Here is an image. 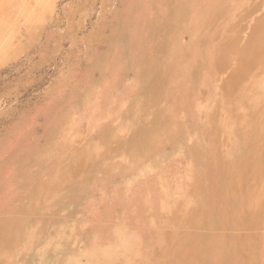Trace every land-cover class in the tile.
I'll use <instances>...</instances> for the list:
<instances>
[{
    "label": "rangeland",
    "instance_id": "obj_1",
    "mask_svg": "<svg viewBox=\"0 0 264 264\" xmlns=\"http://www.w3.org/2000/svg\"><path fill=\"white\" fill-rule=\"evenodd\" d=\"M4 1L0 264H87L92 247L96 263L264 264V55L241 102L226 86L236 51L264 39V0Z\"/></svg>",
    "mask_w": 264,
    "mask_h": 264
},
{
    "label": "bare ground",
    "instance_id": "obj_2",
    "mask_svg": "<svg viewBox=\"0 0 264 264\" xmlns=\"http://www.w3.org/2000/svg\"><path fill=\"white\" fill-rule=\"evenodd\" d=\"M4 1V0H3ZM6 1V2H5ZM4 2V4H6V3H10L11 1H7V0H5ZM14 1V0H13ZM12 1V2H13ZM18 1V0H17ZM16 1V2H17ZM20 1V0H19ZM21 1H23V0H21ZM33 1V0H32ZM41 1V0H40ZM39 0L37 1V0H35V2L36 3H39L40 2ZM43 2L41 3V4H44L45 3V1L46 0H42ZM158 1V0H157ZM162 1V0H161ZM11 2V3H12ZM15 2V1H14ZM13 2V5H12V7H14V4L16 3H14ZM27 2H28V0H27ZM47 2H49V1H47ZM52 2V1H51ZM54 2V1H53ZM2 3V2H1ZM0 3V4H1ZM20 3V2H19ZM23 3V2H22ZM172 3H173V1H172ZM257 3V2H256ZM258 3H259V1H258ZM28 4V3H27ZM41 4H39L40 5V8L41 7H43V5H41ZM50 4V3H49ZM156 4V3H155ZM8 5V4H7ZM22 5V4H21ZM20 5V6H21ZM29 5V4H28ZM27 5V6H28ZM259 5V4H258ZM258 5H255V6H258ZM26 6V4H25V6L24 7H27ZM35 6H38V5H35ZM45 6H46V3H45ZM239 6H240V4L237 6V9H239ZM245 5H243V7H244ZM29 7V6H28ZM162 7V6H161ZM181 7V6H180ZM247 7V6H246ZM21 8V7H20ZM22 8H23V6H22ZM37 8V7H36ZM38 8H39V6H38ZM182 8V7H181ZM33 10H35V9H33ZM255 10V9H254ZM257 10V9H256ZM24 11V10H23ZM28 11V10H27ZM27 11L25 10L24 11V14L25 13H27ZM30 11V10H29ZM37 11V10H36ZM164 11V10H163ZM181 11V10H180ZM251 13H252V11H250ZM249 12V13H250ZM34 13V12H33ZM37 13V12H36ZM38 13H39V11H38ZM160 13V12H159ZM164 13V12H163ZM17 14L19 15V14H21V13H19V12H17ZM17 14H16V16L15 17H17ZM29 13H27V15H28ZM224 14V13H223ZM15 15V14H14ZM20 16V15H19ZM22 17H23V14L21 15ZM163 16V15H162ZM180 16V15H179ZM245 15H243V17H244ZM28 18V16H26L25 15V18ZM36 17V16H35ZM178 17V16H177ZM243 17H242V19H243ZM14 18V17H13ZM26 18V19H27ZM160 18V17H159ZM246 18V17H245ZM244 18V19H245ZM6 19V18H5ZM16 19V18H15ZM13 20V23H14V21H16V20ZM167 19L168 18H166L165 20L167 21ZM177 19V18H176ZM175 19V20H176ZM243 19V20H244ZM12 20V19H11ZM11 20H9V21H11ZM7 21V20H6ZM134 21V20H133ZM132 21V22H133ZM142 21V20H141ZM160 21V20H159ZM240 21H242V20H240ZM8 22V21H7ZM11 23L12 22H10V24H8V26L9 25H11ZM131 23V22H130ZM167 22H164V24H166ZM2 24V22H0V25ZM131 25H132V23H131ZM130 25V26H131ZM125 26V25H124ZM127 26V25H126ZM233 26H236V25H233ZM241 26V25H240ZM262 26V25H261ZM260 26V27H261ZM5 26H3L2 25V29H6L7 27H5ZM129 27V26H128ZM140 27V26H139ZM258 27V26H257ZM259 27V28H260ZM131 28V27H130ZM233 28V27H232ZM126 29V28H125ZM263 30L264 29V25H263V28H260V29H258V30ZM7 30H9L8 28H7ZM6 30V31H7ZM124 30V29H123ZM122 30V31H123ZM134 30V29H133ZM172 30V29H171ZM257 30V31H258ZM126 31V30H125ZM243 31V30H242ZM129 32V31H128ZM138 32V31H137ZM136 32V33H137ZM241 32V31H240ZM259 32V31H258ZM258 32H256V33H258ZM118 33H119V31H118ZM124 33H126V32H124ZM130 33V32H129ZM128 33V34H129ZM239 33V32H238ZM250 33V32H249ZM1 34H2V32H1ZM0 34V35H1ZM131 34V33H130ZM135 34V33H134ZM139 34V33H138ZM2 36V35H1ZM0 36V37H1ZM132 36V35H131ZM237 36H235L234 37V39L236 38ZM251 37H252V35H251ZM250 38V37H249ZM248 38V39H249ZM132 39V38H131ZM247 39V38H246ZM1 40V39H0ZM235 40H237V39H235ZM122 41H123V39H122ZM228 41V40H227ZM234 41V40H233ZM232 41V43H234L235 44V42H233ZM120 42V41H119ZM139 42V41H138ZM137 42V43H138ZM150 42V41H149ZM136 43V42H135ZM136 43V44H137ZM144 43V42H143ZM0 44H2V43H0ZM114 44V43H113ZM131 44H133V43H131ZM139 44V43H138ZM148 44H150V43H148ZM129 45V44H128ZM142 45V44H141ZM145 45V44H144ZM120 46V45H119ZM118 46V47H119ZM234 46V45H233ZM107 47H108V45H107ZM130 47V46H129ZM145 48H146V46H144ZM147 47H148V45H147ZM132 48H133V46H132ZM139 48V47H138ZM231 48H233L232 47V44L230 43V42H225L224 44H222L220 47H219V51L216 53L217 55L215 56V64H218L219 66H221L222 64H223V62H224V59H223V57H224V55H225V53H226V51L227 50H232ZM112 49V48H111ZM110 49V50H111ZM137 49V48H136ZM143 49V48H142ZM134 50V49H133ZM139 50V49H138ZM146 50V49H145ZM122 51V50H121ZM140 51H143V50H140ZM139 51V52H140ZM148 51V50H147ZM112 52V51H111ZM201 52V51H200ZM183 53H185V52H183ZM236 53H237V57H238V59H237V64H239V66L237 67V69H236V71L234 72V74H232V77L227 81V83H226V86H227V92H229V93H234V97H233V99L235 100V101H237V102H241V95H240V89H241V87L239 86V82L241 81V79L243 78V76H244V72L245 71H247L250 67H252V66H254L256 63H258V61L262 58V56L264 55V39L262 38V37H257V36H255V37H252V38H250V41H249V43L244 47V48H242L241 50H239V51H236ZM102 54V53H101ZM121 54V53H120ZM110 55V54H109ZM122 55V54H121ZM130 55V54H129ZM150 55V54H149ZM183 55V54H182ZM108 57V56H107ZM138 57V56H137ZM178 57V56H177ZM184 57V56H183ZM186 57V56H185ZM202 57V56H201ZM109 58V57H108ZM113 58V57H112ZM115 58V57H114ZM114 58H113V60H114ZM174 58H175V56H174ZM133 59H135V58H133ZM132 59V60H133ZM140 60V59H139ZM180 61V60H179ZM196 61V60H195ZM126 62V61H125ZM140 62V61H139ZM151 62H153V61H151ZM150 62V63H151ZM175 62H177V61H175ZM138 62L136 61V64H137ZM195 63V62H194ZM106 65H107V63H105ZM133 64V63H132ZM147 64V63H146ZM190 64V63H189ZM199 64V63H198ZM95 65V64H94ZM148 65V64H147ZM146 65V66H147ZM196 65V64H195ZM194 65V66H195ZM134 66V65H133ZM132 66V67H133ZM145 66V65H144ZM149 66V65H148ZM152 66V65H151ZM150 66V67H151ZM99 67V66H98ZM140 67H141V65H140ZM190 67V66H189ZM124 68V67H123ZM142 68V67H141ZM168 68V67H167ZM191 68V67H190ZM125 69V68H124ZM143 69V68H142ZM147 69V68H146ZM145 69V70H146ZM154 69V68H153ZM152 69V70H153ZM161 69V68H160ZM90 70V69H89ZM92 70V69H91ZM95 70H97V69H95ZM138 70V69H137ZM193 70H194V68H193ZM101 71V70H100ZM121 71H123L122 69H121ZM120 71V72H121ZM125 71V70H124ZM127 71H128V69H127ZM131 71V70H130ZM169 71V70H168ZM199 71V70H198ZM92 72V71H91ZM102 72V71H101ZM143 72V71H142ZM147 73H148V70L146 71ZM164 72V71H163ZM162 72V73H163ZM191 72V71H190ZM88 74L87 75H89V72H87ZM97 73V72H96ZM99 73V72H98ZM127 73V72H126ZM138 73V72H137ZM152 73V72H151ZM168 73V72H167ZM189 73V72H188ZM198 73V72H197ZM91 74V73H90ZM92 74H93V72H92ZM128 74V73H127ZM119 75H121V74H119ZM151 75V74H150ZM163 75H164V73H163ZM91 76V75H90ZM93 76V75H92ZM101 76H102V74H101ZM104 76V75H103ZM131 76V75H130ZM196 76V75H195ZM198 76V75H197ZM121 77V76H120ZM125 77V76H124ZM129 77V76H128ZM127 77V78H128ZM190 77V76H189ZM148 78H149V76H148ZM191 78V77H190ZM144 80H145V76H144V78H143ZM160 78H159V76H158V74H154L152 77H151V79H150V86L151 87H153L154 89H156L159 85H160V82L158 81ZM192 79H194V78H192ZM142 80V79H141ZM96 81V80H95ZM119 82H120V78H119V81H118V84H119ZM139 82V81H138ZM145 82H147V81H145ZM194 83H195V81H193ZM192 82V83H193ZM87 83V82H86ZM86 83H85V85H86ZM90 83V82H89ZM99 83V82H98ZM140 84V83H139ZM141 85V84H140ZM144 85V84H143ZM88 86V85H87ZM86 86V87H87ZM91 86V85H90ZM139 86V85H138ZM137 86V87H138ZM118 87H120V85L118 86ZM149 87V86H148ZM160 87V86H159ZM195 87V86H194ZM167 88H168V86H167ZM118 89V88H117ZM148 89V88H147ZM146 89V90H147ZM150 89V88H149ZM84 90V89H83ZM88 90V89H87ZM90 90V89H89ZM86 91V90H85ZM148 91H150V90H148ZM147 91V92H148ZM136 92V91H135ZM139 92V91H138ZM145 93H146V91H145ZM149 93V92H148ZM147 93V94H148ZM202 93V92H201ZM78 94H80V93H78ZM85 95H86V93H85ZM186 95V94H185ZM201 95H203V94H201ZM136 96V95H135ZM188 96H189V94H188ZM77 97V96H76ZM149 97V96H148ZM168 97V96H167ZM133 98V97H132ZM151 99V98H150ZM161 99H162V97H161ZM76 100V99H75ZM132 100V99H131ZM175 100V99H174ZM129 103V102H128ZM154 103V102H153ZM157 103V102H156ZM75 104H76V102H75ZM104 104V103H103ZM163 104H164V102H163ZM144 105V104H143ZM168 105V104H167ZM78 106V105H77ZM141 106H142V104H141ZM130 107V106H129ZM132 107V106H131ZM143 107V106H142ZM63 108V107H62ZM61 110V109H60ZM101 110V109H100ZM128 110V109H127ZM162 110H163V108H162ZM142 112V111H141ZM128 113H129V111H128ZM131 113V112H130ZM154 113V112H153ZM111 114V113H110ZM127 114V113H126ZM125 114V115H126ZM123 116V114H122V116H123V118L124 117H126L127 118V116ZM159 115V114H158ZM120 116H121V114H120ZM62 117V116H61ZM152 117V116H151ZM162 117V116H161ZM164 117V116H163ZM121 118V117H120ZM140 118V117H139ZM139 118H138V120H139ZM143 118V117H142ZM160 118V117H159ZM58 119V118H57ZM129 119V118H128ZM161 119V118H160ZM152 119L150 118V121H151ZM161 120H163V118L161 119ZM56 121V120H55ZM135 121V120H134ZM144 121V120H143ZM149 121V122H150ZM184 121H185V119H184ZM141 122H142V120H141ZM155 122V121H154ZM140 123V122H139ZM138 123V124H139ZM152 123V122H151ZM150 123V124H151ZM188 123V122H187ZM53 124V123H52ZM56 124V123H55ZM149 124V123H148ZM153 124V123H152ZM151 124V125H152ZM155 124V123H154ZM153 124V125H154ZM161 124V123H160ZM58 125V124H57ZM102 125V124H101ZM147 125V124H146ZM145 125V126H146ZM150 125V126H151ZM178 125V124H177ZM54 126V125H53ZM52 126V127H53ZM139 126V125H138ZM156 126V125H155ZM162 126V125H161ZM144 127V126H143ZM139 131L141 130V127L139 126ZM147 128V127H146ZM148 128H149V126H148ZM53 130H54V127L52 128ZM151 129H152V127H151ZM159 129V128H158ZM50 130H51V127H50ZM108 130V129H107ZM113 130V129H112ZM239 130V129H238ZM52 131V130H51ZM142 131V130H141ZM156 131H157V129H156ZM181 131V130H180ZM206 131V130H205ZM105 132V131H104ZM110 132H112V131H110ZM136 132V131H135ZM134 132V133H135ZM140 133V132H139ZM149 133V132H148ZM154 133V132H153ZM209 133V132H208ZM49 134V133H48ZM47 134V135H48ZM52 134V133H51ZM105 134V133H104ZM103 134V135H104ZM203 134V133H202ZM260 134V133H259ZM107 136H108V134H106ZM55 136H56V134H55ZM146 136H147V134L146 133H140V134H138L137 135V137H136V139L135 138H133V139H135L136 141H143L145 138H146ZM106 137V136H105ZM129 137V136H128ZM148 137H149V135H148ZM169 137V136H168ZM167 137V138H168ZM103 138V137H102ZM171 138V137H170ZM100 139V138H99ZM103 140H105V139H103ZM169 140V139H168ZM127 141V140H126ZM130 141V140H129ZM129 141H127V142H129ZM132 141V140H131ZM130 141V142H131ZM170 141V140H169ZM174 141V140H173ZM172 141V142H173ZM47 142V141H46ZM134 142V141H133ZM48 143V142H47ZM46 143V144H47ZM50 143V142H49ZM101 143H102V141H101ZM114 143V142H113ZM126 143V142H125ZM124 143V144H125ZM174 143V142H173ZM183 143V142H182ZM133 144H135V143H133ZM133 144H131V145H133ZM146 144V143H145ZM144 144V145H145ZM43 145H45V144H43ZM49 145V144H48ZM170 145H172V143L170 144ZM174 145V144H173ZM51 146V145H50ZM82 146V145H81ZM119 146V145H118ZM44 147H46V145L44 146ZM115 147V146H114ZM140 148L142 147V146H139ZM172 146H170L169 147V151H170V148H171ZM41 148V147H40ZM129 148V147H128ZM133 148V147H132ZM52 149V148H51ZM110 149V148H109ZM142 150V149H141ZM163 150V149H162ZM173 150V149H172ZM41 151H43V150H41ZM165 151V150H164ZM168 151V150H167ZM168 151V152H169ZM137 152H139V151H137ZM67 153V152H66ZM111 153V152H110ZM88 154H89V151H87V152H85L84 153V155H83V157L84 158H86L87 156H88ZM35 155V154H34ZM56 155V154H55ZM33 157V156H32ZM34 158V157H33ZM84 158H82V159H84ZM81 158H80V161L82 160ZM45 161V160H44ZM26 162V161H25ZM46 162V161H45ZM34 163V162H33ZM54 163V162H53ZM56 163V162H55ZM98 164V163H97ZM100 164V163H99ZM33 165V164H32ZM157 165V164H156ZM40 166H43V165H40ZM87 166V165H86ZM44 167V166H43ZM42 167V168H43ZM26 168V167H25ZM40 169V168H39ZM21 171V170H20ZM23 171V170H22ZM35 171H37V170H35ZM74 172H77V168L75 167L74 168V170H73ZM81 171V170H80ZM94 171V170H93ZM93 171H92V174H93ZM51 172V171H50ZM203 172V171H202ZM241 172L242 173H247V171H246V169H243V170H241ZM52 173V172H51ZM81 173V172H80ZM85 173V172H84ZM88 173H89V171H88ZM91 173V172H90ZM205 173V172H204ZM46 174V173H45ZM91 174V175H92ZM13 175H15V172H14V174ZM49 175V174H48ZM34 176V175H33ZM36 176H37V174H36ZM16 177V176H15ZM29 177V176H28ZM73 177V176H72ZM89 177V176H88ZM117 177V176H116ZM208 177V176H207ZM38 178V177H37ZM82 178H83V176H82ZM16 179V178H15ZM26 179V178H25ZM30 179H32V178H30ZM29 179V180H30ZM36 179V178H35ZM34 179V180H35ZM115 179V178H114ZM19 180V179H18ZM21 180H23V179H21ZM33 180V179H32ZM37 180V179H36ZM39 180V179H38ZM37 180V181H38ZM90 180H91V178H90ZM15 181V180H14ZM20 181V180H19ZM27 180H25V182H26ZM31 181V180H30ZM40 181V180H39ZM83 181H84V179H83ZM17 182V181H16ZM21 183H22V181H20ZM20 183V184H21ZM28 183V182H27ZM69 183V182H68ZM75 183V182H74ZM86 183H87V181H86ZM85 183V184H86ZM18 184V183H17ZM80 184H81V182H80ZM71 185V184H70ZM70 185H69V187H70ZM88 185V184H87ZM16 186V185H15ZM35 186H36V184H35ZM77 186V185H76ZM201 186H202V183H201ZM66 187V186H65ZM68 187V186H67ZM15 189H16V187H14ZM25 188H27V187H25ZM35 188V187H34ZM55 188V187H54ZM63 188H64V186H63ZM110 188V187H109ZM205 188V187H204ZM17 190V189H16ZM25 190V189H24ZM207 190V189H206ZM22 191V190H21ZM58 191V190H57ZM16 192V191H15ZM28 192V191H27ZM243 192V191H242ZM19 193V192H18ZM24 193V192H23ZM236 193V192H235ZM17 194V193H16ZM31 194V193H30ZM208 194V193H207ZM206 194V195H207ZM20 195V194H19ZM24 197V196H23ZM231 199V198H230ZM233 199V198H232ZM244 199V198H243ZM22 200H24V199H22ZM26 200V199H25ZM41 200V199H40ZM207 200V199H206ZM209 200V199H208ZM56 201H58V200H56ZM59 202V201H58ZM137 202V201H136ZM201 202V201H200ZM25 203H26V201H25ZM33 203V202H32ZM79 203V202H78ZM205 203V202H204ZM203 203V204H204ZM18 204V203H17ZM20 204V203H19ZM206 204V203H205ZM39 205V204H38ZM41 205V204H40ZM17 206V205H16ZM15 206V207H16ZM76 206H79V205H76ZM82 206V205H81ZM138 206V205H137ZM200 206V205H199ZM14 207V208H15ZM19 207H20V205H19ZM25 207V206H24ZM201 207H203V206H201ZM12 208V207H11ZM100 208V207H99ZM218 208V207H217ZM17 209V208H16ZM21 209H22V207H21ZM139 209V208H138ZM192 209V208H191ZM204 209V208H203ZM202 209V210H203ZM75 210H77V209H75ZM189 210V209H188ZM219 210V209H218ZM198 211V210H197ZM218 213H219V211H218ZM191 214H193V213H191ZM196 214V213H195ZM201 214V213H200ZM211 214V213H210ZM212 214H213V212H212ZM203 215V214H202ZM133 216L135 217V218H139V212L138 211H135L134 213H133ZM215 216V215H214ZM214 216H212V217H214ZM174 217V216H173ZM188 217V216H187ZM194 217H195V215H194ZM207 218H208V216H206ZM210 217V216H209ZM191 217L189 216V219H190ZM205 218V217H204ZM192 219V218H191ZM8 220V219H7ZM11 221V220H10ZM21 221H23L22 219H21ZM186 221V220H185ZM205 221H206V219H205ZM13 221H11V223H12ZM250 222V221H249ZM2 223V222H1ZM6 223V222H5ZM16 223H18V222H16ZM57 223V222H56ZM216 223H217V225H219V223L216 221ZM215 223V224H216ZM8 224V223H7ZM23 224V223H22ZM55 224V223H54ZM58 224V223H57ZM62 224V223H61ZM202 224H203V221H202ZM224 224V223H223ZM257 224V223H256ZM28 225V224H27ZM69 225V224H68ZM220 225H222V224H220ZM242 225V224H241ZM248 226H249V224H247ZM22 226V225H21ZM215 226V225H214ZM20 227V226H19ZM23 227V226H22ZM40 227V226H39ZM42 227V226H41ZM48 227V226H47ZM7 228V227H6ZM21 228V227H20ZM227 228V227H226ZM8 230V229H7ZM18 230V229H17ZM20 230H22V228L20 229ZM39 230H40V228H39ZM44 230H45V228H44ZM10 231H11V229H10ZM19 231V230H18ZM47 231V230H46ZM20 232V231H19ZM22 232V231H21ZM20 232V233H21ZM43 232V231H42ZM66 232V231H65ZM64 232V233H65ZM76 232V231H75ZM90 232V231H89ZM47 233V232H46ZM88 233V232H87ZM117 243H115L114 244V247L115 248H117L118 250H120L121 252H123L124 254H129V252H132V245H131V243H132V241H133V239H131V235H126V234H124L123 232H122V229H118L117 230ZM5 234V233H4ZM11 234V233H10ZM10 234H9V237H10ZM66 234V233H65ZM2 235V234H1ZM12 235V234H11ZM20 235V234H19ZM51 235V234H50ZM72 235H73V233H72ZM15 236V235H14ZM17 236V235H16ZM42 236V235H41ZM86 236H87V234H86ZM7 237V236H6ZM1 238H3V237H1ZM23 238V237H22ZM41 239V238H40ZM223 239V238H222ZM5 240V239H4ZM24 240V239H23ZM239 240V239H238ZM67 241V240H66ZM70 241V240H69ZM42 242V241H41ZM22 243H23V241H22ZM53 243H55V242H53ZM64 243V242H63ZM62 243V244H63ZM68 243V242H67ZM66 243V244H67ZM77 243V242H76ZM165 243V242H164ZM3 244V243H2ZM8 244V243H7ZM37 244V243H36ZM10 245V244H9ZM39 245V244H38ZM69 245V244H68ZM165 245V244H164ZM170 245V244H169ZM192 245H194V244H192ZM1 246V245H0ZM34 246V245H33ZM52 246V245H51ZM65 246V245H64ZM213 246V245H212ZM2 247V246H1ZM6 247V246H5ZM63 247V246H62ZM174 247V246H173ZM258 247V246H257ZM69 248V247H68ZM167 248V247H166ZM182 248H183V246H182ZM220 248V247H219ZM180 249V248H179ZM190 249V248H189ZM199 249V248H198ZM221 249H223V248H221ZM33 250H34V248H33ZM68 250V249H67ZM73 250V249H72ZM155 250V249H154ZM169 250V249H168ZM71 251V250H70ZM194 251V250H193ZM222 251V250H221ZM16 252V251H15ZM60 252V251H59ZM63 252V251H62ZM68 252V251H67ZM67 252H65V253H67ZM74 252H75V249H74ZM209 252V251H208ZM239 252V251H238ZM33 253V252H32ZM50 253V252H49ZM57 253V252H56ZM211 253V252H210ZM223 253V252H222ZM63 254V253H62ZM176 254H178V253H176ZM190 254V253H189ZM188 254V255H189ZM218 254H220V253H218ZM87 256H88V261H87V264H109V262H110V260L109 259H106V258H108V257H106L105 256V260H102V261H98L97 263H96V258H95V252H94V247H92V251H90V252H88L87 254H86ZM212 255V254H211ZM46 256V255H45ZM64 256V255H63ZM171 256V255H170ZM224 256V255H223ZM196 257V256H195ZM211 257V256H210ZM220 257V256H219ZM45 258V257H44ZM169 259H171V258H169ZM185 259V258H184ZM218 257H213V263L214 264H220L219 262H218ZM18 260V259H17ZM37 260V259H36ZM48 260V259H47ZM62 260V259H61ZM60 260V261H61ZM204 260V259H203ZM206 260V259H205ZM162 261V260H161ZM183 261V260H182ZM208 261V260H207ZM54 262V261H53ZM181 263V262H180ZM45 264V263H44ZM58 264V263H57ZM62 264V263H61ZM69 264H73V263H69ZM77 264V263H76ZM161 264V263H160ZM169 264H172V263H169ZM184 264H188V260L187 261H185L184 262ZM204 264V263H203Z\"/></svg>",
    "mask_w": 264,
    "mask_h": 264
}]
</instances>
